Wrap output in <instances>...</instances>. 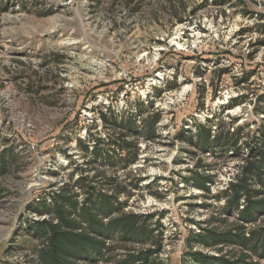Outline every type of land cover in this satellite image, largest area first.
I'll return each instance as SVG.
<instances>
[{"label":"rangeland","instance_id":"obj_1","mask_svg":"<svg viewBox=\"0 0 264 264\" xmlns=\"http://www.w3.org/2000/svg\"><path fill=\"white\" fill-rule=\"evenodd\" d=\"M9 1L0 9V146L17 159L0 175V264H39L22 232L39 219L28 205L83 171L127 188L120 200L151 216L161 261L190 262L188 237L218 215L215 197L264 135V0ZM158 114L149 140L143 127ZM131 115L139 130L125 141L137 143V162L94 163L95 142L118 148ZM210 119L216 133L238 132L239 152L194 146L190 136ZM197 173L213 177L209 193L194 187Z\"/></svg>","mask_w":264,"mask_h":264},{"label":"trees","instance_id":"obj_2","mask_svg":"<svg viewBox=\"0 0 264 264\" xmlns=\"http://www.w3.org/2000/svg\"><path fill=\"white\" fill-rule=\"evenodd\" d=\"M9 2L0 0V9L6 10ZM101 118L104 124L110 120L106 114ZM159 118L158 114L153 121L145 122L143 128L149 140L155 136ZM209 122L197 125L196 135L190 136L194 146L202 153L215 151L216 145L239 152L238 132L216 133L212 120ZM120 127L124 134L120 135L118 148L104 150L102 139L95 142L94 163L113 169L121 163L127 168L137 162V143L125 141L138 134L136 116L123 119ZM84 146L88 153L89 147ZM9 149L0 146V175L16 163L17 155ZM249 149L241 173L215 197L224 202L218 215L198 223L199 232L192 231L188 237L186 254L190 262L185 264H257L254 258L264 259V135ZM101 176L99 171L94 176L83 171L73 180L72 175L69 183L28 205L27 211L39 218L26 221L22 227L23 236L35 242L32 255L39 264H165L158 257L161 241L157 229L149 223L151 216L126 212L128 201L122 202L120 197L128 193L127 188L116 184L112 177L101 183ZM197 176L191 178L194 187L209 193L213 177ZM128 245L142 248L131 250ZM212 250L218 255L210 254Z\"/></svg>","mask_w":264,"mask_h":264},{"label":"built area","instance_id":"obj_3","mask_svg":"<svg viewBox=\"0 0 264 264\" xmlns=\"http://www.w3.org/2000/svg\"><path fill=\"white\" fill-rule=\"evenodd\" d=\"M66 4H67V5H71V4H72V1L69 0Z\"/></svg>","mask_w":264,"mask_h":264}]
</instances>
